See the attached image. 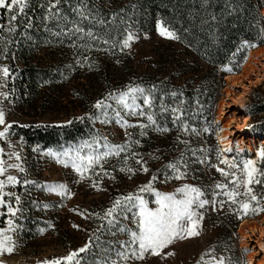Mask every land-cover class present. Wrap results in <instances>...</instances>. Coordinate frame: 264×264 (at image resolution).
<instances>
[{
  "label": "rangeland",
  "instance_id": "rangeland-1",
  "mask_svg": "<svg viewBox=\"0 0 264 264\" xmlns=\"http://www.w3.org/2000/svg\"><path fill=\"white\" fill-rule=\"evenodd\" d=\"M109 1L111 4L107 9L111 18L120 20L115 23L114 29L108 30V34L102 33L104 25H97L98 22L88 18V15H82L83 18L75 12L62 15L52 3L47 4L44 26L48 27L55 37L42 38L44 31H40L42 33L38 32L37 38H33L34 58L39 67L46 66L48 70L38 89L42 95L41 100L35 107L32 106V96L28 92L20 95L17 87L20 65H16L15 69L7 56L12 43L8 38L18 28L19 20L29 17V26L32 25L38 9H30L29 0H26L22 12L19 8L15 12L4 8L2 15L0 8V110L4 112L5 120V123L0 125V131L11 125L5 136L0 138V149L3 150L0 160L4 161L7 169L5 174L0 176V180L6 181L8 175L15 176L17 180L14 184H6L3 189L5 203L0 206V230L8 229V221H12V231L5 234L12 238L13 251L0 254V262L51 264L87 244L90 245L88 250L75 258L80 260V264H111L112 261L117 264H202V256L204 261H210L211 264H217L221 257L224 258V264H259L264 257V250L261 249V245L264 247V212L256 217L243 218L232 228L228 223V215L243 213L239 204H233L223 194L217 195L222 191L231 190L232 187L229 184L231 177L221 175L217 167L225 171H235L228 165L221 164V159L235 160L238 163L249 159L256 160L257 168L264 163L257 157V151L264 149V139L253 134L254 125L258 123L254 119H261L264 113L252 119L249 114L251 104L258 100L255 96L264 89V71H261L264 49L256 52L258 63L254 64V68L244 70L247 54L240 70L228 74L239 75L238 83L233 76L226 79L224 74L214 90L208 91V88L212 87L206 83L200 85L192 81H199L201 78L195 77L193 72L185 73V69L184 72L181 71L179 65L181 62L192 67L197 65L199 74L214 68L202 61L195 64L193 56L185 50V45L177 39L161 36L157 29L158 23L168 31L174 32L167 24L157 16H154L151 22L135 24L128 18V10L125 8L130 0ZM260 14L264 17V0ZM11 15H16L17 19L10 20ZM94 22L96 25L92 24ZM37 23L41 22L37 20ZM10 27L14 30L10 31ZM89 32L93 34L92 37L87 35ZM129 34L134 38L129 42L130 46L125 48L123 41ZM259 47L264 48V45L251 50ZM5 68L8 70L7 75L3 71ZM152 74H156V81H165L161 85L163 90H170L177 85L183 86V91L192 89L194 92L188 95V99L182 96L177 101H172L165 95L157 99V89L148 88L156 83L151 79ZM149 76L151 78H148ZM137 86L144 88V95L151 98L154 106L148 110L150 112L159 114L162 102L168 107L186 103L187 114L183 115L180 124L182 129L187 125L188 134L178 138L176 127L169 125L166 132L148 129L146 135L141 136L142 129L139 127L125 129L114 119L109 123H101L99 119H95L101 115V111L94 107L97 101H104L111 106L108 110L110 116L113 115V110H119L121 115H124L115 97ZM137 103L142 105V99H138ZM222 103L225 104L224 108L221 107ZM221 108L224 115L220 118ZM124 118L132 124L147 123L146 119L136 116ZM69 121L71 123H68ZM209 122L214 126V140L218 141L221 148L217 134L223 130L227 131V141L232 146V151L229 152L232 155L217 159L214 168H208L206 160L209 145L213 143L212 138L207 137L211 135L210 130L204 131ZM78 123L84 125V133L75 135V131L65 134L67 131L78 129ZM21 127H29L27 133L34 130L47 132L50 140L48 145H42L36 138H27ZM192 128H195L198 134L193 133ZM103 138H107L112 145L128 142L129 147L120 156L109 157L103 165V171L97 167V174L92 175L91 179L81 181L79 174L71 166L65 167L57 162L55 157L48 155L49 151L62 153L66 149H74L85 141L91 143L97 140L103 144ZM176 140H180L179 149H174ZM245 151L249 152L248 156L234 157L237 153L243 154ZM13 153H16L19 159ZM139 159L146 163L147 172L136 162ZM178 161L181 162L180 170L186 174L181 179L168 178L173 177L174 173L165 166ZM9 164L19 167L8 168ZM125 167L133 169V172L121 171ZM104 172L108 175H104ZM153 176L157 177L152 183V188L156 191L175 193L177 188L189 184L198 187L204 193V199L215 200L217 203H209L199 209L203 214L198 226L199 235L175 239L160 250V255L146 253L142 260H122L117 253H130L133 247L138 246L122 247V242L130 240V233L120 231V228L136 230V225L131 219V213L118 215L116 223L112 225L108 224L104 213L117 197L137 193ZM93 181L97 182L99 190L92 187ZM18 184L23 187L21 193L16 190ZM52 184L66 185L71 195L62 197L41 187ZM217 184H228V189H218L215 187ZM27 187L37 192L41 201L39 208L45 214L50 212L52 216L60 218L56 221L55 235L43 228L36 238L22 237L17 219L19 204L30 194L24 191ZM251 187L257 196L261 187L258 184ZM240 191L243 193V186ZM143 195L150 201L148 207H157L152 202L155 200L153 194ZM237 199L248 198L241 195ZM219 201L224 203L221 205ZM251 204L259 207L256 201H251ZM9 206L16 210L15 215L8 212ZM90 217L99 219L96 227L88 228L87 220ZM244 220L246 222L240 229V223ZM259 229H262V233L258 232ZM241 232L245 233L244 239ZM168 253L173 254L167 255Z\"/></svg>",
  "mask_w": 264,
  "mask_h": 264
},
{
  "label": "trees",
  "instance_id": "trees-1",
  "mask_svg": "<svg viewBox=\"0 0 264 264\" xmlns=\"http://www.w3.org/2000/svg\"><path fill=\"white\" fill-rule=\"evenodd\" d=\"M29 3L30 9H38V14L34 16V22L30 26L28 22L29 17L19 20L18 28L8 38L11 39L12 43L7 57L14 67L20 65L18 67V91L22 96L25 95V92H28L32 96V106L35 107L36 103L41 100L42 95L38 89L42 79L48 74V70L46 66L39 67L37 60L34 58L35 44L33 38H37V33L40 31H44L42 38L55 37L54 33L44 26V19L46 17L44 11L47 4L52 3L55 8L63 13L62 15H67L70 12L81 15V18H83L82 15L84 17L88 15V18L98 22L97 25L105 26L102 31L105 34H108V30L114 29L115 23L120 19L111 18L107 9L108 5L111 4L109 0H58V2L57 0H29ZM261 6L262 0H130L125 8L128 10V18L135 24L137 22L142 24L147 21L151 22L154 16L159 17L175 32L178 37L177 41L185 45V50L193 56L195 64L202 61L212 66L214 68L212 71L201 73V75L199 74L200 69L197 65L192 67L185 62H181L179 65L181 66V71L185 69V73L193 72L195 77L201 78L199 81L197 79L192 81H196L200 85L206 83L207 86L212 87L208 88V91H210L214 90L224 74L227 76L240 70L251 49L264 45V17L260 14ZM85 12L88 13L85 14ZM2 15H4V8H2ZM37 20L41 23H37ZM95 22L92 24L96 25ZM246 42L255 46L243 47ZM152 75V78L150 76L148 78L154 79L156 83L154 86H148V88L157 89L155 93L157 99L163 97V95L172 101H177L182 96L188 99V95L194 92L192 89L183 91V86L177 85L170 90H163L161 85L165 81L158 82L156 81L157 78H154L156 74ZM174 93L175 95H173ZM255 98L258 100L251 104V110L249 111L251 119L255 118L256 115L261 116L264 113V89L262 93H257ZM185 104L181 106H176L175 104L174 107H168L165 102H162L161 105L169 109L180 108L183 111V115H186L187 109ZM156 118L161 128L174 125L179 133L178 138L183 134H188V132L182 129V124L173 123V114L170 111L162 112L160 108V113L157 114ZM254 121L258 122L254 125L255 131L264 136V117L254 119ZM21 128L27 138H36L42 145H48L50 140L48 139L47 132L34 130L27 133L26 131L30 129L29 127ZM206 128L211 132V135H207V137L210 136L213 140L206 153L207 167L214 168V165L218 162L217 159L225 156L229 157L232 154L224 153L218 157V151L222 148L218 141L214 140V126L209 122ZM75 131V135L84 133V125L79 124L78 129L67 131L65 134H71ZM180 145V140H176L174 149H179ZM29 146L30 144H28ZM242 155L248 156L249 152L245 151L243 154L237 153L234 157L239 158ZM261 165L259 168L264 172V163ZM214 173L218 174V172ZM258 185L261 187L260 192L257 194L258 206L264 207V183ZM16 190L21 193L23 190L21 184L16 186ZM24 191H28L30 194L19 204L17 223L19 224L22 237L24 239L36 238L43 228H45L46 232L55 235L57 231L56 221L60 218L55 215L52 216L50 212L45 214L39 208L41 201L34 189L27 187ZM263 212L260 211L247 215L233 213L228 215V223L232 228H235L236 224L243 218L256 217ZM98 221L99 219L95 217L88 218V228L96 227ZM61 264H69V262L61 261ZM71 264H74V262H71Z\"/></svg>",
  "mask_w": 264,
  "mask_h": 264
},
{
  "label": "snow or ice",
  "instance_id": "snow-or-ice-1",
  "mask_svg": "<svg viewBox=\"0 0 264 264\" xmlns=\"http://www.w3.org/2000/svg\"><path fill=\"white\" fill-rule=\"evenodd\" d=\"M58 2V0H57ZM26 4V0H0V8H6L9 12H15L17 8L22 12ZM17 19L16 15H11L10 20L15 21ZM157 29L161 36H167L171 39H178L174 32L168 31L166 28L162 27L159 23ZM10 31L14 30L11 27ZM77 31H82V29H77ZM89 37H92L91 32L87 33ZM133 35L129 34L127 38L123 41V47L127 48L130 46V41L133 40ZM255 45L247 44L243 47H254ZM79 63V61H78ZM83 66V65H81ZM230 70V69H229ZM4 74L7 75L8 70L5 68ZM145 89L141 87L129 88L125 92H121L117 97H115L116 103L120 106V109L124 111V115H121V111L113 110V115H109L110 105L104 103V101H97L94 105L97 109L101 111V115L95 117L99 119L101 123H109L112 119L115 120L117 124L121 127L127 129L129 127H139L142 129L140 135H146V130L151 129L153 131L166 132L167 128H161L158 126L157 114L148 111L154 105L149 96L144 95ZM175 95V93L173 94ZM111 96V94H110ZM142 99L143 104H138L137 100ZM182 103V102H181ZM162 112H171L173 114V123L180 124L183 119V111L180 108H167L161 107ZM125 116H136L146 119L147 123H129ZM5 123L4 112L0 110V125ZM68 123H71L69 121ZM219 123L218 121L216 122ZM11 125L5 127L4 131H0V138L5 136V133ZM185 132L189 131L187 125L183 127ZM205 128L204 131H208ZM193 133H197L195 128H192ZM198 134V133H197ZM130 136V133H126ZM103 144L99 141L93 140L91 143L88 141L83 142L79 147L74 149L69 148L62 153H55L49 151L48 155L56 158L57 162L64 164L65 167L71 166L75 172L79 174L80 180L91 179L92 175L97 174L96 168L100 167L103 171V165L107 163L108 158L112 156H120L121 153L125 152L129 147L128 142L123 145H112L107 141V138H103ZM139 143V141H136ZM232 146L224 147L218 151V157L224 153L231 152ZM3 150L0 149V153ZM195 155V153H193ZM17 159L19 156L13 153ZM135 155V154H134ZM257 157L259 161H264V149H259L257 151ZM141 165L144 172L148 171L146 163L139 159L136 161ZM203 162V161H201ZM256 160H244L237 162L235 160L221 159V164H226L230 169L235 171H225L223 168L217 167V171L225 177H231L229 184L232 185L231 190L222 191V193H217V195L223 194L228 197L233 204H239V208L242 210L244 215L255 214L260 211H264V207H254L251 201H256L258 203L257 196L253 193L251 185L264 183V172L257 168ZM126 163V158H125ZM180 163H169L165 167L172 170L174 173V179H181L186 174L180 170ZM8 168H17L19 165L9 164ZM4 166V161L0 160V176L4 175L6 172ZM23 171V169H20ZM121 171L133 172L131 168H122ZM104 175H108L104 172ZM261 177V178H258ZM157 179L153 176L152 180L148 182L147 185H142L137 193H129L126 196L117 197L113 202L112 206L108 208L104 213V218L107 219L109 225L116 223V217L118 215H126L131 213V219L136 225V230L127 229L124 227L120 228V231H126L130 233V240L122 242V247L128 248L130 245H136L138 247H133L131 252H119L118 256L122 260L128 259H138L142 260L146 253L152 255H160V250L167 247L175 239H185L186 237L199 235L198 226L199 221L203 219V214L199 212V209H203L205 205L212 203L215 205L217 201H208L204 199V193L195 186L184 184L177 188L175 193H162L156 191L152 188V183ZM16 177L8 175L6 181L0 180V206L4 205V187L6 184L16 183ZM79 182V181H77ZM243 186L244 191L241 193L240 188ZM50 192H56L60 196H70L71 193L67 190V186L63 184H52L41 186ZM92 187L99 190V186L96 181L92 182ZM218 189H228V184H217L215 186ZM151 193L155 196L154 202L157 207L150 208L148 204L149 200L145 199L143 194ZM241 195L247 197V200H238L237 197ZM19 198L17 197V201ZM222 205L224 201H219ZM15 211L11 206L8 207V212L15 215ZM82 215V214H81ZM9 228L6 230H0V254L5 252L11 253L13 251L12 238L10 235H6V232L12 231V221H8ZM75 227V225H74ZM90 245H85L84 247L78 249L77 251L70 252L67 256L61 258V260H56L51 262V264H61V261H67L69 264L74 261V264H80L79 259H75L80 253L88 250ZM173 253H168L167 255H172ZM202 264H211L210 261H204V257H201ZM2 264V262H0ZM97 264H104V262H97ZM111 264H117L116 261H112ZM199 264V262H198ZM217 264H224V258L221 257Z\"/></svg>",
  "mask_w": 264,
  "mask_h": 264
},
{
  "label": "bare ground",
  "instance_id": "bare-ground-1",
  "mask_svg": "<svg viewBox=\"0 0 264 264\" xmlns=\"http://www.w3.org/2000/svg\"><path fill=\"white\" fill-rule=\"evenodd\" d=\"M264 48H261V47H259L258 49H256V50H251L250 52H249V55H248V59H247V62H246V64L244 65V70H247V69H251V68H254V64L258 61V60H256V58H255V56H256V52H260V51H262ZM263 61L261 62V71H264V56H263V59H262ZM258 63V62H257ZM245 73H246V71H245ZM264 73V72H263ZM231 76H233L235 79H237L236 81H237V83H238V80H239V75L238 76H235V75H227V76H225V78L227 79V78H230ZM258 76V75H257ZM262 77L264 78V74H262ZM223 106H225V104L224 103H222L221 104V107H223ZM224 108V107H223ZM224 115V112H223V109L221 108V112H220V118ZM231 120H233V117H232V119ZM228 126V125H227ZM227 126H225V127H227ZM224 128V127H223ZM253 134L255 135V137H260L261 139H264V136H261L258 132H256V131H253ZM226 135H227V131L226 130H223V132L222 133H218L217 134V138H218V140H219V142L222 144V149L224 148V147H226V146H229V143H228V141H227V137H226ZM264 142V141H263ZM226 154H229V152H227ZM245 222H246V220H244V221H242L241 223H240V229H242L241 228V226L242 225H244L245 224ZM258 232H260V233H262V229H259L258 230ZM242 233V232H241ZM245 238V233H242V239H244ZM244 241V240H243ZM244 243V242H243ZM262 244V243H261ZM260 246V245H259ZM261 249L262 250H264V247H263V245H261ZM262 250H260L261 252H262ZM262 261H260V263L259 264H264V257L261 259Z\"/></svg>",
  "mask_w": 264,
  "mask_h": 264
}]
</instances>
